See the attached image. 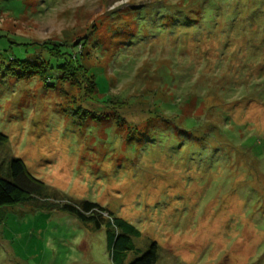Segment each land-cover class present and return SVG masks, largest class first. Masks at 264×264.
Listing matches in <instances>:
<instances>
[{"label": "rangeland", "instance_id": "374dc122", "mask_svg": "<svg viewBox=\"0 0 264 264\" xmlns=\"http://www.w3.org/2000/svg\"><path fill=\"white\" fill-rule=\"evenodd\" d=\"M0 133L48 196L0 208V264H114L64 201L139 231L122 264H264V0H0Z\"/></svg>", "mask_w": 264, "mask_h": 264}, {"label": "trees", "instance_id": "16d2710c", "mask_svg": "<svg viewBox=\"0 0 264 264\" xmlns=\"http://www.w3.org/2000/svg\"><path fill=\"white\" fill-rule=\"evenodd\" d=\"M76 46L75 44V52L68 57H63V54H58L59 52L53 53V57L59 58L62 61L58 66L59 76L57 77V81H60L62 84H76L83 95V101L85 100L87 103L95 105L99 98L98 92L84 67L77 64V56L81 53L82 46L80 45L77 51ZM35 65V63H30V67L28 68H31V71L28 74L25 72L24 75L35 74L42 79L43 75H41V72H43L45 63L38 65L40 67L39 72H36L32 68V66L37 68ZM26 67L24 65L21 68L24 69ZM22 76L23 74L19 75V77ZM6 142L7 137L0 133V146ZM8 169L10 180L0 176V208L26 203L35 199V196L41 195L44 189L43 184L27 173L21 160H10ZM39 198L46 201L48 196H39ZM57 204L59 210L74 215L81 222L92 223L96 229L105 228L106 246L114 264H122L126 253L134 249L131 239L139 237V231L126 221L114 217L98 204L87 201L79 203L64 201ZM155 262L156 245L153 243L150 244L141 256L129 264H154Z\"/></svg>", "mask_w": 264, "mask_h": 264}, {"label": "bare ground", "instance_id": "6f19581e", "mask_svg": "<svg viewBox=\"0 0 264 264\" xmlns=\"http://www.w3.org/2000/svg\"><path fill=\"white\" fill-rule=\"evenodd\" d=\"M256 181H257V180H256ZM256 181H255V182H256ZM240 252H241V251H240Z\"/></svg>", "mask_w": 264, "mask_h": 264}]
</instances>
